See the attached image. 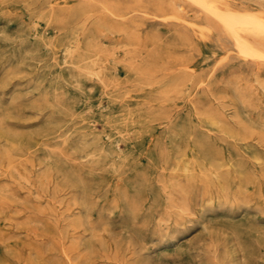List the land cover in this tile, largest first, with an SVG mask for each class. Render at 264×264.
<instances>
[{"label": "rangeland", "instance_id": "obj_1", "mask_svg": "<svg viewBox=\"0 0 264 264\" xmlns=\"http://www.w3.org/2000/svg\"><path fill=\"white\" fill-rule=\"evenodd\" d=\"M202 1L0 0V264H264V0Z\"/></svg>", "mask_w": 264, "mask_h": 264}, {"label": "bare ground", "instance_id": "obj_2", "mask_svg": "<svg viewBox=\"0 0 264 264\" xmlns=\"http://www.w3.org/2000/svg\"><path fill=\"white\" fill-rule=\"evenodd\" d=\"M192 1V0H191ZM194 2V1H193ZM202 2H205V0L204 1H202ZM194 3H196V1L194 2ZM206 3V2H205ZM205 3H201L200 5L201 6H204L205 7ZM207 4V3H206ZM198 5H199V2H198ZM199 5V6H200ZM206 6H208V4L206 5ZM208 7H211V6H208ZM207 7V8H208ZM255 7V6H254ZM219 10V9H218ZM215 10H213V12H214ZM217 11V10H216ZM215 11V12H216ZM221 11V10H220ZM220 11H218V12H220ZM223 11V10H222ZM221 11V12H222ZM227 11H229V10H227ZM141 12V11H140ZM224 12V11H223ZM226 12V11H225ZM229 12H231V11H229ZM240 13V12H239ZM239 13H237V15L236 14H228V12H227V16H226V20L225 21H227L226 22V24L228 25V26H231L232 25V27L234 28V26H235V24H237V23H243V24H253V26H264V19H261L260 17H258V16H255V12L252 14L254 17H249L250 15L249 14H245L244 13V15L243 14H240V15H238ZM215 14V13H214ZM222 14V13H221ZM221 14H217L218 15V18H220L219 17V15H221ZM224 14V13H223ZM223 14H222V17H223ZM256 14H258V12L256 13ZM216 15V16H217ZM248 15V16H247ZM225 16V15H224ZM221 17V18H222ZM163 19V18H162ZM223 19V18H222ZM222 21V20H221ZM224 23V22H223ZM207 24H208V22H207ZM239 25V24H238ZM212 26V25H211ZM248 26V25H247ZM213 27V26H212ZM233 28H232V30H233ZM213 29H214V27H213ZM216 30H217V28H215ZM230 29V28H229ZM258 29V28H257ZM262 29H263V27H262ZM206 30V29H205ZM232 30H230V31H232ZM235 30V29H234ZM259 30H260V28H259ZM264 30V29H263ZM237 32V31H236ZM262 32V31H261ZM264 32V31H263ZM233 33H235V31H233ZM219 34V33H218ZM221 34H223V36H224V33H223V31H222V33ZM238 35V33L236 34V36ZM222 36V35H221ZM221 36H219V37H221ZM235 36V35H234ZM235 36V37H236ZM234 37V38H235ZM222 38V37H221ZM230 38V37H229ZM237 39H238V42H239V38H238V36H237ZM241 39H244V38H241ZM218 40V39H217ZM223 40V39H222ZM245 40V39H244ZM226 41V40H225ZM228 41V40H227ZM236 41V40H235ZM255 41V40H254ZM220 42V41H219ZM223 42V41H222ZM242 42V41H241ZM245 42V41H244ZM240 43V42H239ZM263 43V42H262ZM226 44H228V43H226ZM238 44V43H237ZM223 45H225L224 44V42H223ZM73 46V45H72ZM227 46V45H226ZM260 46V45H259ZM264 47V46H263ZM241 48H242V50L243 51H245V53L247 52V53H249V54H251V56H253L254 54H255V56L257 57V54L259 55V56H261V57H263L260 53H259V51L258 50H256L255 51V49L253 48V47H251L249 44H247L246 42L245 43H241ZM71 49V48H70ZM261 49V48H260ZM263 49V48H262ZM253 54V55H252ZM264 55V54H263ZM226 56V55H225ZM260 57V58H261ZM74 76V75H73ZM130 133H131V131H130ZM242 142V141H241ZM118 146V145H117ZM120 147V146H119ZM264 148V147H263ZM7 153V152H6ZM45 160H47V159H45ZM13 164V163H12ZM10 174V173H9ZM25 177V176H24ZM26 178V177H25ZM63 180V179H62ZM29 183V182H28ZM27 183V184H28ZM47 186V185H46ZM211 205V204H210ZM133 210V209H132ZM179 217V216H178ZM163 218V217H162ZM160 220H161V218H160ZM161 228H163V227H161ZM160 229V228H159ZM142 231V230H141ZM160 232V231H159Z\"/></svg>", "mask_w": 264, "mask_h": 264}]
</instances>
